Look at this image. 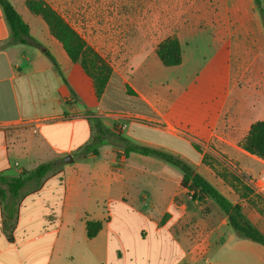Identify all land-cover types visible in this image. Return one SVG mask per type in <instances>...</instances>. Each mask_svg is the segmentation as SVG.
<instances>
[{"label":"crops","instance_id":"0c3cea01","mask_svg":"<svg viewBox=\"0 0 264 264\" xmlns=\"http://www.w3.org/2000/svg\"><path fill=\"white\" fill-rule=\"evenodd\" d=\"M9 1L42 48L5 46L11 31L0 7V176L18 177L48 162L55 167L39 184L27 183L17 197L0 184L5 191L0 198V264H264V246L240 237L214 200H193L174 166L137 153L126 157L122 148L110 144L102 145L98 155L84 153L97 134L95 118L124 136L134 126L129 132L140 144L190 164L264 235V159L240 147L251 126L264 120L257 103L264 97V22L254 0H186L174 30L163 40L177 37L183 57L188 40L213 45L216 55L202 77L213 76L230 87L199 112L182 113L169 105L172 112L166 116L136 90L146 110H134V116L166 119L168 131L176 130L171 121L182 127L183 135L150 129L159 136L136 131L143 127L137 117L127 124L130 115L119 116L107 103L113 83L121 89L114 72L97 99L92 79L71 61L43 18L28 14L27 0ZM219 57L223 69L213 71ZM38 120L46 121L19 126ZM191 137L203 152H196ZM240 153L260 159L246 163L247 168L262 167L255 184L249 174L220 176L207 164L208 155L221 162L222 154L238 163ZM70 156L73 161H67ZM88 220L102 222L94 238L87 236Z\"/></svg>","mask_w":264,"mask_h":264},{"label":"rangeland","instance_id":"374dc122","mask_svg":"<svg viewBox=\"0 0 264 264\" xmlns=\"http://www.w3.org/2000/svg\"><path fill=\"white\" fill-rule=\"evenodd\" d=\"M49 2L112 66L114 80L116 82L120 80L121 89L118 83H113L107 96V103L119 113V116L125 113L130 117H137L143 127H137L136 131L142 134L159 136L150 130L152 128L164 134L170 132L183 135V132L182 127H178L174 121H171V124L173 122L176 130L168 131L166 119L152 123L149 118L134 116V110L141 112L146 110L144 104L136 97L138 96L136 90L146 95L166 116L172 112L170 106L176 107L177 111L182 113L199 112L214 102L216 93H225L230 87L218 83L213 76L208 80L202 77L201 73L206 70V65L210 64V59L216 55V49L199 38L184 43L183 65L165 67L158 58L156 48L174 30L186 0H49ZM19 9L23 11L22 8ZM26 9L29 10L27 7ZM28 14L32 15L30 11ZM39 31L34 29L37 35L40 34ZM213 61L215 65L213 71H221L224 59L219 57ZM69 77L74 81L72 74H69ZM124 80L127 84L123 83ZM242 87L239 86V89H243ZM82 93L85 98L88 97V91L84 90ZM257 103L258 108L264 112V97H260ZM130 120L133 118L127 119L126 123L130 124ZM132 128L125 131V135L139 143L140 140L129 132ZM188 140L196 152L204 151L202 145L192 137ZM176 143L180 147L183 146ZM221 157L223 161L218 162L208 155L207 164L217 175L249 174L254 180L253 184L256 183L255 178L262 171V167L260 170L255 168L256 166L251 169L246 167V163H256L260 159L240 153L237 155L238 163H230L226 155L222 154ZM176 170L180 171L177 168Z\"/></svg>","mask_w":264,"mask_h":264},{"label":"trees","instance_id":"16d2710c","mask_svg":"<svg viewBox=\"0 0 264 264\" xmlns=\"http://www.w3.org/2000/svg\"><path fill=\"white\" fill-rule=\"evenodd\" d=\"M254 2L264 22L262 1L254 0ZM26 6L32 14L43 18L49 27L51 35L62 44L71 61L79 64L83 72L92 79L96 97L97 99H101L113 75L112 66L46 1L27 0ZM0 7L11 31L10 39L5 46L28 45L38 49L42 48V45L31 36L29 25L23 20L20 13L9 0H0ZM156 54L165 67L180 66L183 62L181 43L175 36L168 37L160 42L156 48ZM46 55L61 73L60 65L55 57L48 51ZM64 81L69 85L65 78ZM70 92L72 96L75 95L72 89ZM94 123L97 134L94 142L84 149L85 154L92 152L98 155L99 148L102 145L110 144L122 148L126 157H129L132 153H137L142 156L158 158L176 167L182 173V188L187 190L193 200H199L202 197L214 200L227 215L230 227L240 237L250 239L264 246V235L244 217L240 206L230 202L228 198L190 164L166 151L137 144L115 128L108 129L98 118L94 119ZM240 147L248 154L264 159V120L257 121L251 126L249 133L241 141ZM54 167L55 162H48L39 165L32 171L22 172L18 177L7 179L0 176V184L6 183L10 194L17 197L19 191L27 183L34 182L39 184ZM4 196L5 191L0 187V198ZM101 229L102 222L92 220L86 222L87 236L89 238L96 237Z\"/></svg>","mask_w":264,"mask_h":264},{"label":"built area","instance_id":"2783aa9c","mask_svg":"<svg viewBox=\"0 0 264 264\" xmlns=\"http://www.w3.org/2000/svg\"><path fill=\"white\" fill-rule=\"evenodd\" d=\"M122 116V115H120ZM134 119V117H129V119ZM136 118V117H135ZM46 120H38V121H25V122H22L21 124H19V126H34V125H38V124H41L43 122H45ZM262 180L264 181V173L262 174L261 176Z\"/></svg>","mask_w":264,"mask_h":264},{"label":"water","instance_id":"95a60500","mask_svg":"<svg viewBox=\"0 0 264 264\" xmlns=\"http://www.w3.org/2000/svg\"><path fill=\"white\" fill-rule=\"evenodd\" d=\"M67 161H73L72 157L70 156Z\"/></svg>","mask_w":264,"mask_h":264}]
</instances>
